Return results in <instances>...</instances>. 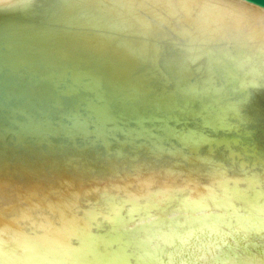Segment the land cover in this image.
<instances>
[{
	"label": "water",
	"instance_id": "obj_1",
	"mask_svg": "<svg viewBox=\"0 0 264 264\" xmlns=\"http://www.w3.org/2000/svg\"><path fill=\"white\" fill-rule=\"evenodd\" d=\"M0 264H264V0H0Z\"/></svg>",
	"mask_w": 264,
	"mask_h": 264
},
{
	"label": "snow or ice",
	"instance_id": "obj_2",
	"mask_svg": "<svg viewBox=\"0 0 264 264\" xmlns=\"http://www.w3.org/2000/svg\"><path fill=\"white\" fill-rule=\"evenodd\" d=\"M0 195H2V193H0ZM0 207H2V204H0Z\"/></svg>",
	"mask_w": 264,
	"mask_h": 264
}]
</instances>
